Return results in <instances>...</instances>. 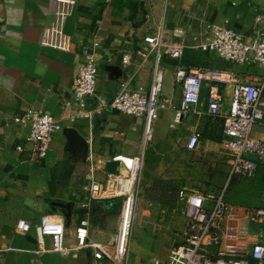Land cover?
<instances>
[{"label": "crops", "instance_id": "1", "mask_svg": "<svg viewBox=\"0 0 264 264\" xmlns=\"http://www.w3.org/2000/svg\"><path fill=\"white\" fill-rule=\"evenodd\" d=\"M55 11L56 0H0V244L18 250L5 254L0 264H57L51 262L57 253L37 257L29 252L37 247L36 235L34 231L19 234L16 225L20 219L37 224L44 216L62 218L70 248L76 245L75 230L82 216L88 218L90 238L95 242L107 243L117 228L119 201L94 200L83 212L78 211V206L90 186V172L103 180L105 173L120 170L117 163L100 170L95 163L116 155L142 153L144 119L111 108L97 114L92 110L94 100L87 108L75 104L72 90L82 48L92 47L94 42L100 44L95 50L101 68L98 94L111 102L124 82L149 90L153 58L142 60L135 56V49L160 24L165 25L167 39L172 42L181 41L173 32L183 29L186 51L197 52L206 40L205 30L210 23L227 26L250 38L256 18L264 17V0H79L61 39L67 50L44 44ZM48 37L51 42L60 39L54 34ZM126 55L131 58L129 65L122 61ZM199 55L205 66L202 69L220 72L225 81L260 83L263 79L262 69L237 66L213 54ZM181 60L165 56L162 61L166 112L160 114L153 135L154 145L161 144L162 148L154 149L147 157L149 166L142 182L140 215L133 229L129 264H167L168 255L184 242L187 221L180 211L182 204L168 197L166 191L173 186L197 189L186 162H177L181 156L175 148L188 144L198 152L200 149L192 145L195 133L222 135L221 121H213L205 113H190L172 127L182 98L181 86L175 82V71L184 68ZM106 66H117L122 74L115 77L104 70ZM28 109L51 114L64 126L42 160L32 159L31 146L24 142L26 130L13 123ZM84 111L88 116L81 114ZM70 128L83 138L87 149L70 146L66 134ZM253 132L254 137L264 141V122ZM216 144L214 139H207L204 151L217 149ZM219 145L225 148L222 141ZM220 171L227 178L230 166ZM218 176L214 180L219 183ZM241 183L240 191L253 204L250 207L264 206L260 205L264 196L257 192L258 186L264 184V161L255 179ZM61 259L63 264H93L89 250Z\"/></svg>", "mask_w": 264, "mask_h": 264}, {"label": "built area", "instance_id": "2", "mask_svg": "<svg viewBox=\"0 0 264 264\" xmlns=\"http://www.w3.org/2000/svg\"><path fill=\"white\" fill-rule=\"evenodd\" d=\"M78 3L79 0H56L54 22L45 32V45L67 50L61 39L65 36L66 22L75 14ZM255 24L252 36L247 39L232 28L210 23L205 30L206 40L198 49L237 66L264 70V17L258 16ZM51 34L60 39L49 41ZM173 35L181 41H169L165 25L160 24L135 49L136 57L145 61L153 58L149 90L133 88L131 83L124 82L111 102L98 94L101 68L95 50L100 44L94 42L92 47L82 48L72 90L75 104L87 108L94 100L96 105L92 110L97 114L111 108L123 115L144 119L143 151L138 156L116 155L95 163L98 170L113 163L120 167L118 172L105 173L103 180H97L94 171L90 172V186L78 211L86 210L94 200L120 203L118 225L107 243L90 238V223L85 216L75 230L73 248L67 246V229L62 218L44 216L37 224L20 219L16 231L23 235L34 231L36 235L37 247L29 251L35 256L46 253L66 256L89 250L93 264H129L133 229L140 215L145 148L152 141L161 111L166 109L162 101L165 81L162 61L165 56L181 60L186 49L185 31L176 29ZM122 61L129 65L131 58L126 55ZM175 82L181 86L182 98L172 127L190 113L198 116L205 113L211 120L221 121L222 144L231 159L228 181L255 179L264 161V141L253 136L254 128L264 122V75L260 83L225 81L218 71L179 67L175 71ZM81 114L88 116L87 111ZM13 123L26 130L24 142L31 146L33 160H42L56 136L64 130L53 115L35 109L16 116ZM200 138L201 133L194 134L193 148L202 147ZM17 150L23 151V147ZM167 196L182 204L180 211L187 221L185 240L168 255L167 264H264V206L246 208L231 204L225 191L214 195L176 188L167 190ZM13 251L18 250L0 244V260Z\"/></svg>", "mask_w": 264, "mask_h": 264}, {"label": "rangeland", "instance_id": "3", "mask_svg": "<svg viewBox=\"0 0 264 264\" xmlns=\"http://www.w3.org/2000/svg\"><path fill=\"white\" fill-rule=\"evenodd\" d=\"M188 51L189 50L186 51L185 49L184 57L181 60L183 64L191 65L193 69L205 67L203 66V63L201 62L202 57L200 58V55H199V54L201 55L205 54L203 51L199 49V51L197 52L192 51L190 54H189L190 51L189 52ZM188 54L190 56H199V58H197V60H190L191 58L186 57L185 59V55H188ZM162 100H163V95H162ZM164 112H166L165 109L162 110L160 114ZM210 138L214 139V141L218 144V145L216 144L217 149H210V151L207 150V152H205L203 146L206 144L207 139H210ZM200 139H201L202 147L200 148L198 152H195L194 150H192L188 144L187 145L177 144L178 146L175 148V150L178 151L181 156L177 160V162L178 161L186 162V168L188 170V173L191 174L192 182L195 183L193 184V186H196L195 187L197 189L196 191L206 193V194H218V193L225 191V196L228 201L231 200L230 202L234 204L244 205L247 207L253 206V204L248 203L247 196H245V194H242L243 192L240 191L242 183L240 181L239 182L234 181L230 183L228 181L229 176L226 178L225 176H223L222 172L220 171L223 166H230L231 164L230 163L231 159L228 156L229 153L226 151L225 148L219 145L221 144L222 135L219 133L218 135L214 134L213 136H210L207 134V132H205L204 134H201ZM156 147L157 146L154 145V137H153V141L149 142L145 150V169L143 172V182H144L145 172L149 166L148 159H147L148 154L150 152H154V149L160 150L162 148L161 144L157 148ZM217 176L221 179L219 183L214 180V177H217ZM201 179L203 181H201ZM142 187H143V183H142ZM176 188L177 187L173 186V188L171 187L170 189L174 190ZM257 192L260 193V196H264V184H261L258 186ZM171 198L173 199L174 197H171ZM174 201H176V199ZM260 205H264V203H260ZM114 209L116 210V208ZM134 241L136 242L137 240H134ZM17 256L27 257L28 255L17 254ZM61 257L66 258L65 255H61V254H55V256L52 255L51 262H56L57 264H63ZM80 261L82 262L83 260H80ZM23 264H31V262L30 261L27 263L23 262Z\"/></svg>", "mask_w": 264, "mask_h": 264}, {"label": "water", "instance_id": "4", "mask_svg": "<svg viewBox=\"0 0 264 264\" xmlns=\"http://www.w3.org/2000/svg\"><path fill=\"white\" fill-rule=\"evenodd\" d=\"M104 70L109 74L114 75L115 77H119L122 74V70L117 66H106ZM66 134L70 142V146L72 148L87 149L86 142L83 140V138L80 137V135L75 129L73 128L68 129ZM60 205L63 207H70L69 205H65V204H60Z\"/></svg>", "mask_w": 264, "mask_h": 264}, {"label": "trees", "instance_id": "5", "mask_svg": "<svg viewBox=\"0 0 264 264\" xmlns=\"http://www.w3.org/2000/svg\"><path fill=\"white\" fill-rule=\"evenodd\" d=\"M188 52H189V51H188ZM188 52H187V53H188ZM191 52H192V51H190L189 54H190ZM184 54H185V51H184ZM189 54H188V55H185V59H186V57H189V58H191L190 60H194V59H192V57H195V58L198 57V56H190ZM183 57H184V55H183ZM183 57H182V58H183ZM194 62H195V61H194ZM182 66H183L184 68H187L188 70L192 68L191 65H185V64H183V63H182ZM222 139H223V136H222ZM221 141H222V140H221ZM119 205H120V204H119Z\"/></svg>", "mask_w": 264, "mask_h": 264}, {"label": "bare ground", "instance_id": "6", "mask_svg": "<svg viewBox=\"0 0 264 264\" xmlns=\"http://www.w3.org/2000/svg\"><path fill=\"white\" fill-rule=\"evenodd\" d=\"M147 139H149V137H147L146 140H147ZM152 141H153V138H152ZM145 149H146V148H145ZM142 151H143V149H142Z\"/></svg>", "mask_w": 264, "mask_h": 264}]
</instances>
